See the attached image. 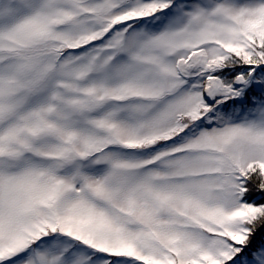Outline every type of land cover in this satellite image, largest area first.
I'll return each instance as SVG.
<instances>
[{"label":"snow or ice","instance_id":"1","mask_svg":"<svg viewBox=\"0 0 264 264\" xmlns=\"http://www.w3.org/2000/svg\"><path fill=\"white\" fill-rule=\"evenodd\" d=\"M0 264H264V0H0Z\"/></svg>","mask_w":264,"mask_h":264}]
</instances>
